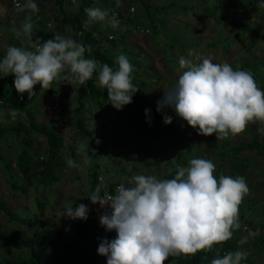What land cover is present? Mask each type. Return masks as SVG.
<instances>
[{"label":"rangeland","instance_id":"obj_1","mask_svg":"<svg viewBox=\"0 0 264 264\" xmlns=\"http://www.w3.org/2000/svg\"><path fill=\"white\" fill-rule=\"evenodd\" d=\"M134 1L136 3L134 14L130 15L125 21L122 20L117 27L109 26L110 31L108 33L113 35L111 41L115 42L118 47L113 49L110 41L105 38L106 49L114 50L112 52L106 50L105 55L113 63L114 69L118 67L117 57L120 54H125L128 57L134 65L133 83L139 90L146 93L147 100L151 104L157 105V102L163 98L164 91L174 87L179 75L186 70L179 65L181 57L196 64L200 63L202 58L208 57L214 63L227 62L234 69H244V65L249 67V64H252V68L245 70L253 74L259 86L258 79L264 70L262 67L264 60L247 59L242 48L246 45L245 40L248 39L246 36L249 35L246 33L236 34L234 28L231 27L224 29L221 20L226 18L235 22L251 23V25L258 28V25L261 24L258 23L261 22L262 13V16H260L256 9L246 12L241 10V7H235V10L231 12L227 7L220 13L218 11L209 12V9L204 12L202 9L204 4L200 5V0H148L149 12L156 25V30H153L141 2L139 0ZM246 2L247 0H244V3ZM173 3H175V6L170 5ZM14 11L19 12L20 10ZM209 13L211 17H209ZM20 14L25 17V20L32 17L29 16V10L26 7L21 10ZM129 19L133 23H130ZM211 20L214 22L210 24ZM136 26L148 28L149 33H140L136 30ZM199 29L203 34H206L204 40H201L199 33H197ZM223 36L228 38L227 44H225L226 41H221L219 44L220 46L225 44L224 47L210 46L212 39ZM229 42H233L230 46V48H233L232 51H227ZM98 73L99 69L94 72L92 79L95 80L98 89L101 91L100 101H103L104 106L103 113L101 112L99 116H96L93 113L94 108L97 107L96 99H85L89 115L86 118L88 122H84V125H86V130L90 136H85L77 128V114L73 109L78 104L75 95L77 90L75 77L70 80L68 89H66L67 87L63 88L66 89V92H64L66 97L64 102L61 103L62 107L61 105L60 107L62 114L67 118V122L57 124L47 114L37 113L40 122H50L53 124V128L63 137L60 159L64 165L58 168L57 172L60 180L52 187H42L36 193L34 190L35 181L33 179L23 180L18 172L16 161L19 143L24 136L22 133L18 135L10 134L0 138V155L3 157V161L12 165L15 175V179H9L2 165L3 161H0V198L20 215L32 218V222L24 226L19 223H11L8 217L0 212V229L17 230L25 235H30L34 224L41 219L46 220L48 224L56 229H63L67 223L75 219L62 216L60 209L75 202H83L89 192L100 195L102 185L106 189H108L109 184H114V186L125 184L128 186L131 178L138 174L154 176L158 180H164L168 174V167H177L178 169L187 167L189 161L196 157L211 159L216 165L214 175L217 178L221 175L227 176L228 167H231L230 161H241L239 155L237 157L228 155V147L241 141L248 142L252 136H257L261 141H264V121L249 122L243 132L217 139L215 133L212 135L199 134L197 129L188 125L176 114L173 108H163L159 112L158 125L160 131L158 136L152 137L138 125V119L136 120L134 116H130L135 112L134 106L129 110L124 106L122 109L117 110L110 103L107 89L98 82ZM62 87L64 86L59 84L53 85V88L57 89L55 92L64 91ZM8 91L10 92L9 89ZM44 92L43 89L37 91L33 100H39ZM46 94L48 95V92ZM46 94L44 93V99L47 102L48 97ZM5 96L6 93H2L0 96L1 100L5 102V105H0V112H4L5 107L7 112L6 116H1L0 119H3L2 124L14 123L18 121L19 112L10 111L9 102H6ZM71 104H75V106H71ZM165 115L173 117L170 124L164 123L163 118ZM86 119L84 118V121ZM34 138L35 145L32 152L35 160L30 169L31 173L36 175L38 173L39 157L43 156L46 142L41 136L36 135ZM96 145L108 146L111 152L105 150L104 152H97V155L93 156V147ZM226 156L231 157L230 161L226 160ZM254 156L256 157L251 156L252 168L246 171V180L253 185L249 188L250 192L257 191L264 196V188L253 184V182L264 179V156L255 153ZM70 160L74 162V166L69 164ZM95 174L97 175L96 182L94 181ZM36 198L44 204L42 209L37 208ZM95 206L103 214V207L99 202L95 203ZM239 206L245 210L251 207V202H248L244 196ZM259 209H264V205L259 206ZM254 218L264 224L263 220L256 216ZM96 228L89 233V237L99 244L103 238L107 237L110 241L117 235L114 229L111 231L106 230L101 225L100 218ZM244 235L253 239L251 233H244ZM237 238H239V235H237ZM242 246L243 244L237 246V250L246 252V258L254 264H264L263 243L261 245L255 244L252 246L247 244V246ZM0 252H2L1 241ZM223 255L221 253L218 256ZM101 261L107 264V257L102 255ZM169 261L170 256L164 264H168ZM241 264L248 263L241 261Z\"/></svg>","mask_w":264,"mask_h":264},{"label":"clouds","instance_id":"obj_2","mask_svg":"<svg viewBox=\"0 0 264 264\" xmlns=\"http://www.w3.org/2000/svg\"><path fill=\"white\" fill-rule=\"evenodd\" d=\"M260 2L264 4V0ZM24 7L38 11L36 0H26ZM85 11L86 23L119 25L106 9L88 7ZM16 31L19 34L20 30ZM22 31L31 34L32 24L25 22ZM35 48L9 46L0 59V73L15 75L14 87L19 93L27 92L31 97L37 84L50 88L65 69H70L80 83L99 69L98 82L107 89L108 99L117 110L131 103L138 90L132 77L134 65L125 54L117 57L118 67L114 69L86 57L90 45L61 34ZM179 65L186 70L174 87L164 91L157 111L169 106L199 134L215 133L217 139L243 132L249 122L264 121V89L250 71L234 69L227 62L214 63L208 57L198 64L181 57ZM149 111L145 109L146 114ZM163 119L170 124L173 117L165 115ZM69 164L74 166L71 160ZM215 168L211 159L196 157L181 167L175 178L158 180L138 174L128 186L118 185L114 195L93 194L89 198L93 203L111 209L100 216L101 225L117 233L110 241L103 238L98 253L107 257V264H164L169 256L210 249L214 242L230 239L238 206L249 188L243 176L217 178ZM88 212V206L80 203L75 208L69 206L65 216L87 220ZM246 256L242 250L229 251L212 259L211 264H241Z\"/></svg>","mask_w":264,"mask_h":264},{"label":"trees","instance_id":"obj_3","mask_svg":"<svg viewBox=\"0 0 264 264\" xmlns=\"http://www.w3.org/2000/svg\"><path fill=\"white\" fill-rule=\"evenodd\" d=\"M141 3L148 15L151 28L156 30L155 20L150 15L149 6L144 2ZM63 4L64 0H56L58 12L70 21L74 31H80L82 26L80 18L82 13L79 12L72 17L66 14ZM109 13L111 14V12ZM129 22L133 23L131 19H129ZM222 26L232 27L237 33H246L255 40L264 39V36L261 35L256 28L248 24L223 18ZM80 40L85 46H91V52L86 51L85 53L86 57L92 55L99 63H106L113 68V63L100 48L99 40L92 36V31H84L81 34ZM109 41L111 46L117 47L115 42ZM243 68L248 69L249 67L244 65ZM7 83L8 86L0 82V93L3 92L6 87L9 88L10 92L7 91L5 96L7 102H9L14 110L24 112L28 122L27 125H23L19 122L0 125V138L10 134L18 135L22 133L24 135L19 143L16 166L23 180L27 181L33 179L35 181L34 190L38 193L40 188L52 187L60 180L57 170L64 165L63 161L60 159L63 137L50 125L38 123L35 117L28 111L26 104V98L28 97L27 92L19 93L14 87V82L9 79ZM76 87L78 106L74 112L77 114V128L85 136H90L86 130V125H84V111L86 109L85 99H96L97 104L102 108L104 103L100 101L101 91L92 78L84 83H80L76 79ZM132 106L135 107V112L134 114H130V116H134L136 120L138 119V125L141 126L147 134L149 133L152 137L158 136L160 131L158 114L163 108L170 109L171 107L165 106L160 111H157V105L151 104L147 100L146 93L139 89L133 96L132 102L124 105V108L129 110ZM145 109H149L150 111L146 114ZM36 135L45 139L46 147L43 156L39 157V164H37L38 173L34 175L31 173L30 167L34 164L35 160L32 148L35 145L34 136ZM227 150L226 151L229 153L228 155L234 157H237L244 151H255L259 155L264 156V142H260L257 137H252L250 142L236 143L228 147ZM104 151L105 149L103 147L96 145L93 147V156L97 155V152ZM0 161H3L1 155ZM2 163L8 178L15 179L12 165L6 161ZM178 170L177 167H168L166 179L175 178ZM96 180L97 175L95 174L94 181L96 182ZM113 188L114 184H109L107 189L108 193H112ZM92 195V192H89L83 202H75L60 209L62 216L66 215L69 206L75 208L80 203L87 205L89 209L87 220L75 219L67 223L63 229H56L51 224H48L46 220L42 219L34 224L33 231L30 235H25L17 230L0 229V241L2 243L0 264H104L101 261L102 255L97 251L99 243L95 240H91L89 237V233L97 229L96 227L99 219L98 208L95 206V203L89 199ZM100 195L104 196V193L101 192ZM35 202L38 209L43 208L44 204L39 201V199L36 198ZM0 212L7 216L11 223H19L25 226L32 222L31 217L20 215L18 212L11 209L6 201L1 198ZM110 212L111 211H109V213ZM229 251L236 250L227 241L214 242L210 249L206 248L198 250L195 253L170 256L168 264H211L212 259L216 258L221 253L224 254ZM242 261L248 264H254V262L248 258Z\"/></svg>","mask_w":264,"mask_h":264},{"label":"crops","instance_id":"obj_4","mask_svg":"<svg viewBox=\"0 0 264 264\" xmlns=\"http://www.w3.org/2000/svg\"><path fill=\"white\" fill-rule=\"evenodd\" d=\"M19 1L21 5L16 8L12 6V3L10 0H0V54H1L0 59H2L6 55V51L9 46L14 45L17 47H21V48H25V49L33 51L36 44H40L48 39L53 38L55 34H61L65 37H71L77 42L81 43L80 38L77 36V31H74L70 21L58 12L57 6H56V0H36V3L38 5V11H34L28 8L29 13H30L29 16H32L30 17L31 19L29 20H25V17L20 14L21 10L24 8L26 0H19ZM139 1L144 2L145 4L148 5V0H139ZM199 2H200V5L204 4V8L200 6V8L204 10V12L207 9H209V12H212V13H214L215 11H218L220 13L226 7L228 8L229 12L235 10V7H239V8L241 7L240 9L246 12L253 11L256 9L258 13H260V16L263 15L261 17V22L258 23V24L260 23L261 24L258 25V28L251 25V23L250 24L248 23V25L256 28L258 32L264 36V4H262L260 0H247L246 3H244V0H200ZM130 5L135 6L136 5L135 1L134 0H64L63 8L66 14L71 15L72 17L73 15L79 12L82 13L81 18H80L81 25L86 26L88 28V31L99 33V38H96V39L99 40L100 48L102 49L103 52H105L106 50H109L108 48L106 49L105 35L109 34L108 33L110 31L109 26H111V24L108 22H104V23H100L98 25L93 26L91 23H86V21H88V16H87L85 9L88 7H100L102 9L108 10L109 12H111V14L113 11H116L118 12L119 17H120L119 23H121L122 20L125 21L131 15V14H128L127 12L128 6ZM170 5L175 6V3L170 4ZM14 10H20V11L17 12ZM204 15L208 16L207 14H204ZM209 17H211L210 13H209ZM226 20H230V19H226ZM25 22H30L32 24L33 31L31 34H27L22 31V26ZM213 22L214 21L211 20L210 24ZM221 25H222V20H221ZM226 28H229V27H224V29ZM16 30H20L19 34L17 33ZM197 33H199L201 37L200 39L204 40L203 38H204V35L206 34L205 33L203 34L200 29H199V32L197 31ZM235 33L239 34L237 33L236 30H235ZM249 36H246L248 39L245 40L246 45L242 48L243 53L246 54L245 57L247 59L248 58L258 59V60L260 59V61H263L264 60V39L255 40L251 36L250 37ZM221 41H226L225 44H227L228 38L226 36H223L218 39H212L210 42V46L213 47V46L218 45L219 47L222 48L224 47L225 44L223 46H220L219 44ZM232 44L233 42H229L227 51L233 50L232 47L230 48ZM112 47L113 49H117L118 46L117 47L112 46ZM113 49L109 51L112 52L114 51ZM90 57H93V56L90 55L88 58ZM252 67L253 65L249 64V68H252ZM262 67L264 68V61L262 63ZM69 70L70 69H65V72L62 73L61 78L54 80L51 83L50 88L48 89L42 88L40 84H37L34 86L35 93L39 91L40 89H43L45 91L44 92L45 94L46 92H48V95L46 94L48 97L47 102L44 99L45 97L44 93L40 96V99L37 101L33 100V97L35 96V94L32 95L31 97L28 95V97L26 98L27 109L35 117L38 123L41 124L43 122L39 121V119L37 118V113L38 114L41 113L44 115L47 114L51 118V113L48 109V106L51 102L50 93L53 92V90L54 92L57 90L53 88V85L59 84L61 86H64L62 87V90H64L63 88L65 87H67L66 89H68L70 80L74 79L75 75L73 76V74H71ZM260 77L258 79V83H259L260 88L264 89V70ZM8 79L14 82L15 75L13 73H9V74L0 73V82L6 84V86H8V83H7ZM75 83H76V78H75ZM8 89L9 88L6 87L3 92L6 93ZM66 89L64 91H58L59 94H61L62 96L61 103H63L65 100L66 95L64 92H66ZM3 92L0 93V96ZM0 105L1 106L5 105L4 100H3V103ZM85 105H86V102H85ZM9 106H10V111H13L14 109L11 107L10 104ZM71 106H75V104H71ZM77 106L78 104L73 109L75 110ZM96 106L98 107V109L97 107L94 108L93 113L94 115L99 116L101 112L103 113V107L101 108L97 104V102H96ZM61 107H62V104H61ZM5 110H6V107L4 108V112H0V118L1 116L3 117L4 115L6 116L7 111ZM16 112H19L18 113L19 118H21L22 116V118L21 119L18 118V121L16 122H19L23 125H27L28 120H27V117L25 118L26 115L24 114V112H21V111H16ZM88 112L89 110L85 109L84 111L85 119L89 115ZM14 114L16 115L15 112ZM24 119L26 120V122ZM2 120L3 119H0V125L11 124V122L2 124ZM87 120L88 119H86L85 122H88ZM52 121L54 120L52 119ZM56 123L59 124L58 122ZM44 124H47L53 127V124H51L50 122L49 123L46 122ZM252 137H257V136H252ZM259 141L264 142V141H261L260 139ZM254 153L259 155L255 151L242 152L238 156L239 158H241V161L240 160L230 161L231 157L226 156L227 157L226 160H229L231 162L230 163L231 167H228V171L226 172L227 176H233V177L243 176L246 180L247 179L246 171L249 168H252V161L250 160L251 156L256 157L254 156ZM246 182H247L248 188L253 186L251 182L247 180ZM253 184L264 188V179L253 182ZM245 197L248 202H251V207H248L247 209L243 210L240 208V206H238L237 222H236V225L233 226L232 228L233 235L230 239L226 240L232 247H234L235 250H237V246L242 245V244H243L242 247H244L245 245L247 246V244L252 245V246H254L255 244H258V245H261L262 243L264 244V224L263 222L254 218L256 216L260 220L264 221V213H263L264 209L262 210L259 209V206L264 205V196L261 195L260 192H257V191L255 192L248 191V193L245 194ZM102 211H103V214L109 213V211H111L110 206L104 205L102 208ZM101 215L102 214L99 212V218ZM242 223H244L248 227V229L246 230L247 232L241 230ZM244 233H251V235L253 236V239L249 238L248 236H245ZM237 235H239V238H237Z\"/></svg>","mask_w":264,"mask_h":264},{"label":"built area","instance_id":"obj_5","mask_svg":"<svg viewBox=\"0 0 264 264\" xmlns=\"http://www.w3.org/2000/svg\"><path fill=\"white\" fill-rule=\"evenodd\" d=\"M10 1H11V3H12V6H13V7H16V8H17V7H19V6L21 5V3H20L19 0H10ZM127 12H128V14H131V15L134 14V12H135V7L132 6V5L128 6V11H127ZM112 15H114L115 18L119 21V18H120V17H119L118 12L113 11L109 18H111ZM100 23H104V22L96 21V22H92L91 24L94 26V25H98V24H100ZM136 30L139 31V32L142 33V34H148V33H149V29H148V28H141V27H139V26H136ZM84 31H85V32L88 31V28H87L86 26H81L80 31L77 32V36L80 38V37H81V34H82ZM92 36H93L94 38H99V33H97V32H92ZM105 37H106L108 40H112V39H113V35H112V34H106ZM35 50H36V48L34 47L33 51H35ZM50 98H51V102H50V104H49V106H48V109H49V111H50V113H51V118H52L55 122H58V123H65V122H67V118H66V116H64V115L62 114V112H61V107H60L61 102H62V96H61V94H59V93L53 91V92L50 93ZM20 99H21V98H20ZM2 103H3V101L0 99V104H2ZM103 148H104L106 151L111 152V149L108 148V146H103ZM99 179H100V178H99ZM118 185H120V184H117V185L114 186V188H113V192H112V193H108L107 189H106L103 185H102L101 190H102V192L104 193V195H105V194H112V195H114V194H116V189H117ZM247 229H248V227H247L244 223H242V224H241V230L246 231ZM224 254H225V253H224Z\"/></svg>","mask_w":264,"mask_h":264}]
</instances>
